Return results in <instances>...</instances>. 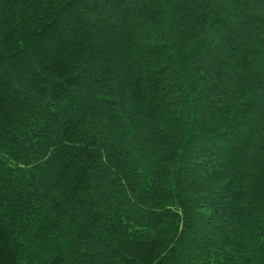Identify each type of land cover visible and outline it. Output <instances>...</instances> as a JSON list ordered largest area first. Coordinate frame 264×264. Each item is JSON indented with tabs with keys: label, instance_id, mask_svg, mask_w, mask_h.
Returning <instances> with one entry per match:
<instances>
[{
	"label": "trees",
	"instance_id": "obj_1",
	"mask_svg": "<svg viewBox=\"0 0 264 264\" xmlns=\"http://www.w3.org/2000/svg\"><path fill=\"white\" fill-rule=\"evenodd\" d=\"M0 264H264V0H0Z\"/></svg>",
	"mask_w": 264,
	"mask_h": 264
}]
</instances>
